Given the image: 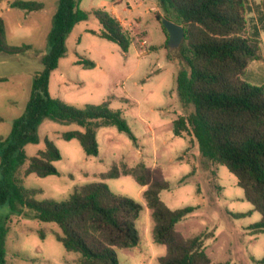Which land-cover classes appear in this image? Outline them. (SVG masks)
Returning <instances> with one entry per match:
<instances>
[{"label":"rangeland","instance_id":"rangeland-1","mask_svg":"<svg viewBox=\"0 0 264 264\" xmlns=\"http://www.w3.org/2000/svg\"><path fill=\"white\" fill-rule=\"evenodd\" d=\"M14 1L0 0L7 41L28 44L31 49L22 55H0V137L4 138L13 121L23 114L34 76L43 69L42 58L49 50L59 0H37L45 4L38 12L15 9L11 7ZM260 1L249 0L248 18L251 31L255 27L259 30L262 59L250 63L245 78L264 85V12ZM112 3L114 15L132 38L126 53L97 34L101 25L91 14L93 9L109 11ZM81 8L90 15L66 38V54L50 75V96L78 108L109 100L110 111L121 113L134 138L115 126L99 127V154L87 156L78 140L61 137L65 131L81 130L78 124L46 118L38 128L39 142L24 147L27 161L18 171L24 187L40 191L35 195L37 201L62 202L76 186L104 182L112 193L142 205L135 222L139 242L132 248L115 249L118 264H160L166 247L154 240V221L142 186L133 175L102 178L114 165L133 168L142 163L159 169L168 182L169 188L160 192L168 208L195 207L175 226L182 239L202 236L212 263L261 264L264 233L256 234L251 229L261 215L244 198L235 175L202 156L192 133L184 137L174 134V121L194 113V106L182 104L177 92L179 73L190 70L186 42L177 47L166 45L167 34L160 21L166 16L178 20L175 11L162 0H82ZM151 47L156 49L150 51ZM79 57L92 60L95 67L77 64ZM45 138L61 153V159L54 163L59 174L25 175L29 159L45 148ZM0 228L7 230L6 264H77L80 255L67 251L56 239L58 226L38 221L27 209L18 207L14 211L8 204L1 206Z\"/></svg>","mask_w":264,"mask_h":264},{"label":"trees","instance_id":"trees-1","mask_svg":"<svg viewBox=\"0 0 264 264\" xmlns=\"http://www.w3.org/2000/svg\"><path fill=\"white\" fill-rule=\"evenodd\" d=\"M82 0H59L49 34V50L42 58L43 69L35 74L30 97L23 114L12 124L7 137H0V207L8 204L12 210L27 209L41 222L55 223L56 239L69 252L80 256L77 264H118L116 248H132L139 242L136 220L142 205L132 198L112 193L102 181L76 186L62 202L37 201L39 190L24 187L18 171L27 161V144L39 142L38 128L46 118L59 122H74L81 130L65 131L64 140L79 141L87 156H97V128L115 126L120 132L133 133L121 116L110 111L109 100L82 108L71 106L49 93L51 72L66 54V38L90 12L81 8ZM177 14L185 32L189 53V72H180L177 92L182 104L194 106L189 117L174 121V134H190L198 142L202 156L222 164L237 178L244 198L253 205L261 219L251 226L253 233H264V85L247 81L251 62L259 61L261 48L259 30L251 31L249 0H162ZM264 12V0L260 1ZM11 7L25 12H38L45 4L37 0H15ZM99 21L101 38L116 43L123 52L132 44L131 35L117 17L105 8L93 9ZM160 19V16H157ZM161 21V19H160ZM166 45H168V33ZM250 29V30H249ZM31 49L28 44L13 45L7 41L6 26L0 16V55H22ZM155 50L156 47H151ZM148 54V53H147ZM77 64L95 67V62L79 57ZM61 153L53 141L45 138V148L29 159L25 175L38 177L58 175L54 163ZM121 174L133 175L142 186L146 205L154 221L153 237L166 247L160 264H231L212 263L202 236L182 239L175 230L195 207L170 209L160 199V192L169 188L159 169L140 163L133 168L114 165L102 178ZM185 176L183 179L187 178ZM0 228V264H6L5 235ZM264 264V257L259 261Z\"/></svg>","mask_w":264,"mask_h":264},{"label":"water","instance_id":"water-1","mask_svg":"<svg viewBox=\"0 0 264 264\" xmlns=\"http://www.w3.org/2000/svg\"><path fill=\"white\" fill-rule=\"evenodd\" d=\"M161 24L168 33V45L170 47H177L185 37L182 25L168 19L167 17L161 18Z\"/></svg>","mask_w":264,"mask_h":264},{"label":"crops","instance_id":"crops-1","mask_svg":"<svg viewBox=\"0 0 264 264\" xmlns=\"http://www.w3.org/2000/svg\"><path fill=\"white\" fill-rule=\"evenodd\" d=\"M109 11L114 14V12H115V6L113 5V3H112V8ZM145 188H146L145 186L142 187V190H144Z\"/></svg>","mask_w":264,"mask_h":264}]
</instances>
